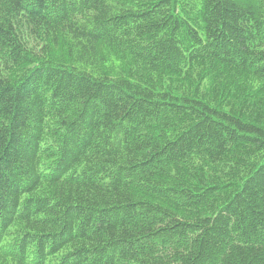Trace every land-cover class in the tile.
I'll return each mask as SVG.
<instances>
[{
	"label": "trees",
	"instance_id": "trees-1",
	"mask_svg": "<svg viewBox=\"0 0 264 264\" xmlns=\"http://www.w3.org/2000/svg\"><path fill=\"white\" fill-rule=\"evenodd\" d=\"M0 264H264V0H0Z\"/></svg>",
	"mask_w": 264,
	"mask_h": 264
}]
</instances>
